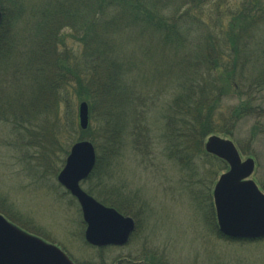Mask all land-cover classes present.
Masks as SVG:
<instances>
[{
    "label": "trees",
    "instance_id": "trees-1",
    "mask_svg": "<svg viewBox=\"0 0 264 264\" xmlns=\"http://www.w3.org/2000/svg\"><path fill=\"white\" fill-rule=\"evenodd\" d=\"M0 7V81L20 79L10 92L0 84V95L16 97L6 116L21 138L55 109L76 125L68 103V84L75 83L76 99L87 101L89 120L98 122L85 130L78 126L76 140L101 144L95 145L99 154L85 181L128 136L136 148L148 143L145 107L154 108L157 93L144 89L156 77H167L170 85V100L159 114V141L164 155L188 171L198 155L217 160L224 170V161L204 152L205 138L233 137L242 118L264 117V108L249 99L224 105L230 96L264 89V70H254L256 31L264 26L261 0H0ZM67 41L76 42L79 51ZM259 45L262 56L263 42ZM159 58L165 60L160 70ZM4 112L0 106V116ZM42 130H36L38 153L28 156L53 173L58 143L49 127L43 140ZM109 193L119 202L108 205L134 217L137 230L131 199L121 191ZM6 210L0 212L15 221ZM214 228L227 239L215 221Z\"/></svg>",
    "mask_w": 264,
    "mask_h": 264
},
{
    "label": "rangeland",
    "instance_id": "rangeland-1",
    "mask_svg": "<svg viewBox=\"0 0 264 264\" xmlns=\"http://www.w3.org/2000/svg\"><path fill=\"white\" fill-rule=\"evenodd\" d=\"M261 2L264 4V0ZM255 38V58L259 61L254 70L257 72L264 70V55L260 56L259 45L262 41L264 49L263 25L257 29ZM66 43L79 51L76 42ZM164 61L159 58L155 62L159 70ZM2 80L0 84L10 92L20 79L2 77ZM74 84H68V103L77 120L79 101L73 90ZM145 89L148 95L157 93L154 108L149 104L145 107L150 137L147 145L134 147L131 137L126 134L125 141L108 155L106 165L93 178L80 183L83 190L90 189L92 197L107 205L119 202L109 191H121L125 198L131 199L130 207L137 217L138 229L125 246L96 248L87 244L79 204L56 180L72 143L79 137L76 132L79 131L78 121L73 125L64 118V110L55 109L54 116L38 121L36 127L28 128L21 138L13 130L11 117L6 116L16 100L10 93L0 95V106L5 111L0 116V209H7V213L15 216V221L0 213L26 231L60 246L78 264H264V239L234 241L216 233L212 189L224 171L220 170L219 162L198 155L194 170L188 171L164 155L158 129L162 124L159 118L161 106L170 100L167 77L148 81ZM230 97L224 103L226 107L249 99L252 104L264 108V89ZM224 105L221 110H225ZM60 108L64 109L63 104ZM89 125L94 128L98 122L89 120ZM47 127L53 130L51 134L58 143L52 159L53 173L28 156H35L39 151L38 137L41 135L36 130L43 128L45 140ZM233 134V137L217 135L231 139L241 159H254L251 178L264 192V117L242 118ZM52 136L48 135L46 139H52ZM93 144L98 146L96 142ZM111 151L110 148L108 152ZM96 153L99 154L97 148Z\"/></svg>",
    "mask_w": 264,
    "mask_h": 264
},
{
    "label": "water",
    "instance_id": "water-1",
    "mask_svg": "<svg viewBox=\"0 0 264 264\" xmlns=\"http://www.w3.org/2000/svg\"><path fill=\"white\" fill-rule=\"evenodd\" d=\"M1 21V10H0ZM79 125L85 129L88 107L78 105ZM205 150L223 159L228 169L219 175L212 196L219 232L231 239L264 238V193L250 178L251 157L241 160L233 142L210 135ZM95 164V151L88 140L72 144L57 180L79 202L86 223L85 240L91 245H123L135 228L132 217L106 206L79 186ZM0 264H74L57 246L20 229L0 214Z\"/></svg>",
    "mask_w": 264,
    "mask_h": 264
}]
</instances>
